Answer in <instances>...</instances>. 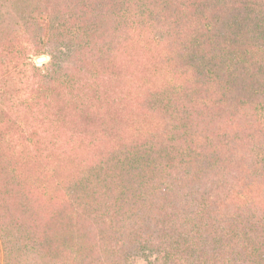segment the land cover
Wrapping results in <instances>:
<instances>
[{
  "label": "trees",
  "instance_id": "1",
  "mask_svg": "<svg viewBox=\"0 0 264 264\" xmlns=\"http://www.w3.org/2000/svg\"><path fill=\"white\" fill-rule=\"evenodd\" d=\"M4 1L0 264H264V0ZM80 177L124 208L59 248Z\"/></svg>",
  "mask_w": 264,
  "mask_h": 264
},
{
  "label": "rangeland",
  "instance_id": "2",
  "mask_svg": "<svg viewBox=\"0 0 264 264\" xmlns=\"http://www.w3.org/2000/svg\"><path fill=\"white\" fill-rule=\"evenodd\" d=\"M5 2L4 0H0V14L5 10L1 4ZM15 2V1H14ZM38 56H47V61L43 64L36 63V58ZM51 59V56L47 52H40V53H34L31 54V57L29 60L33 61L36 65L42 66L47 64ZM161 132H155L153 133L152 137L150 139H146L145 143H152V141L156 139H160L159 136ZM152 148V146H149ZM161 153V147L159 148ZM97 167H110L108 165L106 166H97ZM157 168V167H153ZM103 174V173H102ZM99 172L94 174L95 177H98ZM83 174L81 175V177ZM78 178L77 182L71 184L67 189L63 187L64 194H68V201L64 200L65 207L63 206H54V203L47 204L48 208H45L44 206L38 209V212L40 216L45 215L48 213L49 216L52 218L54 215L56 216L59 212L63 211V219L68 220L69 222V229H67V236L68 238L65 239L61 235V242L59 245V248H67L69 250L77 249L78 245L82 243L83 237H81L79 233V225L84 224V222L89 219L93 218L94 213L100 209V207H107L108 215H112V208L115 209V212L121 213L123 211V198L122 197H115L110 199L109 201L102 202L100 199L102 195L105 192H102V185L100 184V181L98 183H93L90 186V191L88 192L85 188V184H81L79 181L81 179ZM79 182V183H78ZM74 186V191L72 192ZM135 194H142L145 190V187H135L134 189ZM100 193V194H99ZM89 196L90 201L88 202V199L86 196ZM106 204V205H105ZM105 205V206H104ZM62 216V213H60ZM105 213H103L101 219L104 220ZM133 228H138L137 224L133 225ZM97 227L95 228V230ZM132 238H135V235H132ZM154 239L151 240L149 243L143 242V243H137V248L125 256L124 263L125 264H161V247L154 245ZM51 245H53V242L51 241Z\"/></svg>",
  "mask_w": 264,
  "mask_h": 264
},
{
  "label": "water",
  "instance_id": "3",
  "mask_svg": "<svg viewBox=\"0 0 264 264\" xmlns=\"http://www.w3.org/2000/svg\"><path fill=\"white\" fill-rule=\"evenodd\" d=\"M47 56H38L35 60L38 64H43L47 61Z\"/></svg>",
  "mask_w": 264,
  "mask_h": 264
}]
</instances>
